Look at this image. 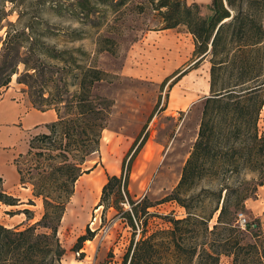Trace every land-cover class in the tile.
I'll return each instance as SVG.
<instances>
[{"label":"trees","instance_id":"trees-1","mask_svg":"<svg viewBox=\"0 0 264 264\" xmlns=\"http://www.w3.org/2000/svg\"><path fill=\"white\" fill-rule=\"evenodd\" d=\"M129 1L74 0L72 5L77 16L87 20L100 6L115 9ZM145 4L138 5L141 13L146 7L158 11L164 30L188 27L195 38L196 65L211 57L212 95L205 100L198 138L180 183L163 200L185 209L186 218H171L169 229L147 235V221L142 223L140 214H148L153 205L147 198L135 201L130 193L133 164L149 140L147 126L125 156L121 175L109 177L103 187L98 207L123 212V219L135 232L122 264H224V258L228 260L225 264H264V242L251 230L255 225L247 223L246 230L238 225L247 201L256 199L258 188L264 187V138L258 129L264 108V0H213L209 18L201 17L197 6L188 7L182 0H146ZM71 38L84 40L78 31ZM26 40L40 55L56 58L45 43L31 42V36ZM10 41L0 52V95L2 89L10 88L22 63L19 48L9 47ZM96 43L101 52L115 53L109 47L113 41L97 39ZM32 69L34 73L27 72L18 83L29 87L34 108L55 110L58 119L46 126L48 133L35 137L16 165L21 184H30L34 198L42 200L44 214L24 230L0 224V264H61L66 250L58 237L59 228L77 182L90 172L85 171L86 163L100 152L114 109L112 100L94 93L96 85L109 76L96 65L69 64L57 71ZM37 149L42 151L35 153ZM22 160L29 163L26 172ZM242 171L257 178L236 179L235 173ZM202 184L208 186L197 191ZM19 202L0 189V203L18 206ZM125 205L130 206L129 211L124 212ZM23 213L32 219L30 211ZM140 226L143 237L136 240ZM94 236L88 230V235L79 238L76 250H82Z\"/></svg>","mask_w":264,"mask_h":264},{"label":"rangeland","instance_id":"rangeland-1","mask_svg":"<svg viewBox=\"0 0 264 264\" xmlns=\"http://www.w3.org/2000/svg\"><path fill=\"white\" fill-rule=\"evenodd\" d=\"M182 1L188 7L197 6L203 18L213 15V0ZM73 3L74 0H0V19H3L0 24V52L9 38V47L19 48L22 63L10 87L17 91L16 100L29 101L33 107L29 87L18 81L27 72L34 73V67L57 71L69 64H89L109 74L107 81L97 84L94 89L95 94L114 102L112 117L103 133L108 142L103 141L100 152L86 163L85 171L90 172L76 184L75 195L67 207L58 237L66 250L61 264H122L135 232L123 219V212L98 207L103 187L109 177L121 175L125 156L147 126L149 140L133 164L130 180L132 198L135 201L147 198L153 205L148 214H140L142 223L147 221V235L169 229L171 218H186L185 209L176 202L163 203V200L172 195L180 183L183 168L198 138L204 103L212 95L211 57L196 65L195 38L188 27L180 25L164 30L165 24L158 11L146 7L141 13L138 5H146V0H131L115 9L100 6L96 15L87 20L77 16ZM74 31L82 34L84 40L71 38ZM29 36L31 42L38 39L50 47L56 58L40 55L39 49L27 42ZM22 39L23 43L16 44ZM97 39L113 41L109 47L115 53L101 52ZM254 57L257 62V54ZM5 92L2 89L0 98ZM258 129L259 136L264 138V108ZM38 132L31 131L26 136L29 147ZM29 147L21 154L23 157ZM41 151L37 149L35 153ZM114 152H119V155L114 157L116 169L112 171L105 161V153ZM21 155L16 161L21 159ZM29 167V163L22 160L21 168L25 172ZM236 174L235 178L240 180L257 178L256 174L245 171ZM7 179L8 185L15 183L13 170H7ZM203 186L208 185L202 184L196 190ZM17 188L32 190L30 184H21ZM0 189L10 194L3 180ZM30 201L34 205H30ZM25 204L30 218L39 222L44 214L42 200L28 199ZM129 210L130 206L125 205L124 212ZM238 218V225L243 230H246V225L243 226L242 221L254 224L251 230L258 232L264 242V188H258L256 199L247 201L246 211L239 213ZM28 220L23 210L7 208L0 203V224L9 229L24 230L37 223ZM256 225L259 227L255 228ZM88 230L95 232L94 238L77 251L79 238L88 235ZM142 230L140 226L136 240L143 237ZM247 236L252 241L250 233L247 232ZM227 261L223 259L224 264Z\"/></svg>","mask_w":264,"mask_h":264},{"label":"crops","instance_id":"crops-1","mask_svg":"<svg viewBox=\"0 0 264 264\" xmlns=\"http://www.w3.org/2000/svg\"><path fill=\"white\" fill-rule=\"evenodd\" d=\"M17 96L16 89L10 87L0 98V178L3 180L8 192L20 200L18 206H5L7 208H17L24 212L27 206L26 201L35 198L30 188L18 190L17 187L21 185V179L15 161L29 147L26 144V136L31 131H39L35 136L46 133V126L55 122L58 116L55 110L42 112L31 106L29 101L19 102L16 100ZM11 139H14V142H10ZM8 141L9 144L6 143ZM8 169L13 170L16 177V181L12 186L7 184ZM39 200L35 199V201ZM28 221L37 222L35 218Z\"/></svg>","mask_w":264,"mask_h":264},{"label":"bare ground","instance_id":"bare-ground-1","mask_svg":"<svg viewBox=\"0 0 264 264\" xmlns=\"http://www.w3.org/2000/svg\"><path fill=\"white\" fill-rule=\"evenodd\" d=\"M102 141L108 142V139L107 138L106 139L103 138ZM117 155H119V152H114V153H110V154H106L105 153V161L108 164L110 170H112V171H114L116 169V165H115V162H114L115 161L114 157H116ZM262 188H264V187H262Z\"/></svg>","mask_w":264,"mask_h":264},{"label":"built area","instance_id":"built-area-1","mask_svg":"<svg viewBox=\"0 0 264 264\" xmlns=\"http://www.w3.org/2000/svg\"><path fill=\"white\" fill-rule=\"evenodd\" d=\"M241 223L243 226L246 225V221H242ZM78 256H80V254H78Z\"/></svg>","mask_w":264,"mask_h":264},{"label":"water","instance_id":"water-1","mask_svg":"<svg viewBox=\"0 0 264 264\" xmlns=\"http://www.w3.org/2000/svg\"><path fill=\"white\" fill-rule=\"evenodd\" d=\"M208 98H210V97H208ZM207 99V98H206Z\"/></svg>","mask_w":264,"mask_h":264}]
</instances>
